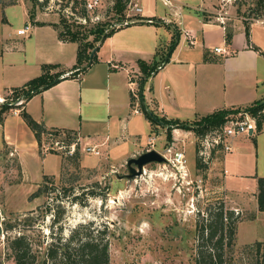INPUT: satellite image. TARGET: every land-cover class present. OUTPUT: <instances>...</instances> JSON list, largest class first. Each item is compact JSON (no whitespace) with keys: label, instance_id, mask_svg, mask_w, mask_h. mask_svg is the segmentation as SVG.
<instances>
[{"label":"crops","instance_id":"crops-1","mask_svg":"<svg viewBox=\"0 0 264 264\" xmlns=\"http://www.w3.org/2000/svg\"><path fill=\"white\" fill-rule=\"evenodd\" d=\"M136 2L140 4L139 0ZM17 5L23 6L24 21L14 27L6 11L16 9ZM203 7L206 10L214 8V0H177L175 7L169 8V14L178 19L172 23H167L171 19L165 15L146 16L143 11L134 15L133 22L117 29L100 44L97 61L82 75L65 78L26 100L17 107L19 112L4 114L0 121V145L11 152L15 150L23 165L25 156L35 157L43 166L48 156L57 155L60 166L59 153L39 155V142L21 114L26 110L48 129L77 131L82 148L86 145L99 149L107 146L108 153L103 160L111 159L113 151L118 153L113 157L112 167L147 150L148 141L144 144L136 141L140 133L135 132V118L130 109L133 107V86L138 88L142 74L139 61L151 63L155 58L161 47L160 44L157 46V26L162 22L170 25L167 26L170 44L175 39V25L181 33L169 62L162 60L152 74L156 78L172 64L176 67V76L168 73L165 76L167 82L160 83L157 89L156 85L148 84L149 80L145 86L144 100L149 97L158 108L157 114L168 119L192 120L225 108L244 107L264 98V26L258 22L249 23L248 38L245 22L233 17L228 22L233 31L232 42L228 44L227 25L223 27L209 15H204L200 10ZM31 14L25 2L0 3V96L39 76L26 73L41 69L44 63L58 64V69L53 71L64 72L62 77H65L77 61L78 43L59 38L54 25L56 18H44L40 11L34 13V18ZM146 18L154 22L143 20ZM156 21L159 24H154ZM28 24L31 25L29 33L18 34V29ZM144 40L150 49L142 48ZM215 47L224 51L217 52ZM147 52L154 53L146 58ZM18 79L23 80V84L14 85ZM174 130V133L182 132L181 135L185 132V137L190 134L183 129ZM254 134L238 136L234 139V149L212 162L213 167L227 170L224 176L228 190L226 198L244 216L238 223L237 236L244 230L251 235L250 240L240 244L264 240V210H260L258 201V178L264 177V132L251 143L250 136ZM83 135L90 137L87 143L82 140ZM125 141L130 143L124 151ZM252 144L254 152L250 153ZM103 160L83 158L88 167H96ZM233 168L237 172H233ZM253 228L262 229V232L253 235Z\"/></svg>","mask_w":264,"mask_h":264},{"label":"rangeland","instance_id":"rangeland-1","mask_svg":"<svg viewBox=\"0 0 264 264\" xmlns=\"http://www.w3.org/2000/svg\"><path fill=\"white\" fill-rule=\"evenodd\" d=\"M115 1L101 0L95 9L87 11L88 20L79 17L80 12L83 11V0H0V3L6 5L25 2L32 13L40 11L44 18L55 17L60 28L63 25L62 19H65L73 27L77 25L76 23H81V29L87 33L98 23H112L111 26L106 25L107 30L117 27L118 15L113 9ZM131 1L126 5L122 23L134 17L130 7ZM139 2L146 16L165 15L171 21H178L176 15L169 14V8L162 0H139ZM247 8L248 5L243 4L240 10L238 7V11L232 10L231 13L243 22L249 23L254 22L252 18L264 17L249 14L248 11V14H245ZM22 9V5H17L16 9L6 11L14 27L24 21ZM213 10L214 8H211L209 13L206 11L203 14L209 15ZM243 16L250 18L246 20ZM226 25L227 29L232 28L229 23ZM157 27L159 29L157 46L160 44L161 47L151 61L165 62L171 46L170 31L163 22ZM142 48L150 49L147 41L144 40ZM153 53L147 52L144 56L149 58ZM42 72V68L32 69L26 74L37 76ZM175 72L176 67L171 64L164 74L159 73L156 78L151 75L148 84L156 85L157 89L160 83L167 82L168 77L165 76L168 73L170 76H176ZM16 82L14 85L23 84L24 81L18 79ZM13 91L14 89L9 94L3 95L8 98L7 102H12ZM133 92L138 93L136 85L133 86ZM145 102L148 109L158 112V108L149 101V97ZM12 105L15 107L11 108L10 112L18 107L16 104L12 103ZM136 109L141 110L139 103L134 104L130 109V114L135 118L133 121L135 132L140 133L136 141L144 144L151 137H155V148L161 150L163 145L168 144L167 127L164 124L152 125L143 112L139 113ZM201 118L202 116L189 121L195 123ZM179 129L190 132L184 139L188 158L186 169L178 170L172 164L152 163L146 166L143 175L134 179L118 177L128 172L127 161L112 167L113 157L118 153L113 151L111 159L103 160L108 153L107 146L100 147L101 155H94L86 153L79 143V158L72 159L71 155L56 152L61 156L60 166L57 155L48 156L46 164L42 166L35 157L25 155H23L25 156L23 165L15 150L11 152L0 145V224L3 227V234L0 235V264H14L8 241L20 230H24L34 247L41 251V258L37 264H42L44 251L51 241L68 238L75 230H79L82 237L88 234L103 242L108 241L110 264H196L201 243L197 233L198 221L202 222L203 218L208 216L207 211L210 206L214 207L221 202L224 203L225 209L234 208L226 198L228 190L224 176L227 172L213 167L212 163L225 153L218 149L212 156L213 161L212 159L208 163L199 161L194 144L197 135L195 130L180 127ZM262 132L264 130L255 131L254 136H250L251 143ZM183 134L182 137H185V132ZM82 138L85 143L90 140L87 135H83ZM45 140L46 136H43L41 145L39 144L38 151L41 157L55 152L45 151L43 148ZM132 141H134L133 137ZM123 143L122 149L125 151L130 142ZM251 147L250 153H253V144ZM85 156L90 157V160L99 158L104 162L96 167H88L83 162ZM233 172L237 171L233 168ZM45 175L54 179L48 181L49 194L33 196L44 182ZM66 187L72 188L73 192L65 193ZM75 195H79L82 203L74 202ZM62 210L61 221L56 222L55 213ZM241 216L244 218L243 215ZM9 225H12V228H8ZM246 225L247 223L243 226ZM260 231L262 232V229L253 228L252 234L255 235ZM250 239L251 235L245 230L239 237L237 236L234 252L236 264H250V257L241 254L246 244H240L241 241Z\"/></svg>","mask_w":264,"mask_h":264},{"label":"trees","instance_id":"trees-1","mask_svg":"<svg viewBox=\"0 0 264 264\" xmlns=\"http://www.w3.org/2000/svg\"><path fill=\"white\" fill-rule=\"evenodd\" d=\"M77 1V0H76ZM130 0H116L114 4V11L118 15V22L122 23L124 20V10L126 5ZM244 5H248L245 14H255L256 16H264V0H244L239 5V10ZM248 11V13H247ZM80 18L88 20L87 10L85 7V0H83V11L79 14ZM34 18V13L31 14ZM149 18L143 19L148 20ZM63 20L62 28L54 23L58 30V36L63 41H72L78 43L77 61L72 69V72L65 77H62L64 72L53 71L58 69V64L55 63H44L42 65L43 72L39 76L29 80L22 87L15 88L13 91V100L18 97L23 96L26 100H29L36 93L45 90L54 84L60 82L65 78L79 77L82 75L92 63L97 61V53L100 44L109 36L114 34V32L124 27L121 25L119 27H112L109 30L106 29V25H112L110 22L98 23L91 27L88 32H84L81 27V23H76L75 27L67 20ZM144 22V21H143ZM43 24V22H38ZM154 24H159L156 21ZM174 24V23H173ZM175 25V24H174ZM247 37L250 36L249 22L245 21ZM170 27V25H167ZM175 39L171 43L168 56L165 62H169L170 57L177 44L179 43L180 30L178 26H174ZM90 36H93L90 38ZM233 38L232 29H227L226 31V41L231 44ZM250 40V39H249ZM96 48L95 54L91 59V52ZM257 48V47H255ZM258 49V48H257ZM160 62L158 60L148 63L144 60L139 61V66L141 68L142 74L138 80V96L140 100V107L143 114L148 118L152 125L164 124L168 131V144L173 140L172 130L174 128H184L187 130H195L197 135H204L208 131L216 128L225 123L228 116L232 113H236L240 110L248 111L253 117L257 119L258 129L257 131L264 130V98L259 99L247 106H240L236 108H225L222 110L215 111L211 114L202 116L199 121L191 123L189 120L180 119H168L161 116L154 111L148 109L146 102L144 100V90L146 82L153 72L157 69ZM135 96L132 95V104L134 105ZM15 105L6 102L0 104V121L3 120L4 114H7L11 108ZM21 114L29 125V127L35 133L36 139L41 145L43 136H47L50 132H60L65 133L72 142L78 137V133L72 129H48L46 126L37 121L30 113L26 110H22ZM197 150V149H196ZM198 155V153H197ZM80 151L79 146H76L75 152L71 155L72 159L79 158ZM199 161L200 158L197 157ZM54 179L49 175H45L44 182L40 184L38 190L33 196L38 195H48L49 190L48 181H53ZM96 184H99L96 182ZM66 187L65 193L73 192L72 188ZM96 194V193H93ZM74 202L82 203L79 195H75L73 198ZM258 201L260 210H264V177L258 178ZM235 209H225L224 203L221 202L218 205L210 206L208 208V216L203 218L202 222L198 221V237L201 240L199 244L198 257L196 259V264H236L235 259V244L237 240V222L241 221L243 218L240 211ZM63 214L62 211H57L55 213V221H61ZM30 219V218H26ZM8 228H12L9 225ZM79 230H75L71 233L68 238H58V240L51 241L44 251V256L42 259V264H110V247L109 242H103L101 240L95 239V237L85 234L83 237L80 235ZM8 246L11 250L12 256L14 258V264H37L41 258V251L36 249L30 240L28 234L24 230H20L16 235L9 238ZM241 254H247L250 259V264H264V240H257L252 243H248L242 248Z\"/></svg>","mask_w":264,"mask_h":264},{"label":"built area","instance_id":"built-area-1","mask_svg":"<svg viewBox=\"0 0 264 264\" xmlns=\"http://www.w3.org/2000/svg\"><path fill=\"white\" fill-rule=\"evenodd\" d=\"M244 0H214V10L210 12L209 16L222 25L226 27V24L236 15L231 13L232 10L238 11V7L241 2ZM101 2V0H85V7L87 11H91L96 8V6ZM162 2L168 8H174L177 0H162ZM131 10L134 12V15L141 13L143 11L142 6L138 2L130 3ZM202 12H206L204 7L200 9ZM177 14V13H176ZM250 17L243 16V19H249ZM85 20V19H83ZM254 22H258L259 24L264 26V17L252 18ZM147 21L154 22L153 19L149 18ZM133 22V19H126L123 23L116 24L117 27L121 25H126ZM172 23V21L168 20L167 23ZM31 29V25L28 24L25 27L18 29V34L25 35L28 34ZM187 35L189 32L186 33ZM190 43H193V40L189 37ZM217 52H223L224 50L220 47H215ZM135 96L134 104L137 105L140 100L138 93L133 92ZM6 97L0 96V104H4L7 102ZM25 102V98L23 96L18 97L17 99L10 102V104H16V107L22 105ZM141 108V107H140ZM136 111H138L136 109ZM14 113L19 112L17 108L13 110ZM139 113L142 110L138 111ZM176 129V128H175ZM258 123L257 119L253 117L248 111L240 110L236 113H232L228 116V119L224 124L220 125L217 128H214L208 131L206 134L196 135L194 139V144H196V151L198 153V157L203 162H209L213 157L214 152H217L218 149H221L223 153L231 152L234 149V139L238 136L249 134L250 130L253 132L257 131ZM175 131V130H174ZM185 138L177 131L173 135V140L170 144L163 145L160 151L167 159L170 160V164L174 165L178 170H185L188 163L187 154L184 148ZM155 137H151L148 141V146H150L147 150L156 149L155 148ZM79 136L72 142L69 141V138L65 133H56L50 132L46 136V140L44 141L43 148L45 151H55L62 153L64 155H73L76 149V146L79 145ZM83 150L86 153H92L94 155H101L102 152L97 146L86 145L83 147ZM214 159H212L213 161ZM146 172V168H145ZM225 172L227 170L225 169ZM237 212L238 209H235Z\"/></svg>","mask_w":264,"mask_h":264},{"label":"water","instance_id":"water-1","mask_svg":"<svg viewBox=\"0 0 264 264\" xmlns=\"http://www.w3.org/2000/svg\"><path fill=\"white\" fill-rule=\"evenodd\" d=\"M96 48L91 52L92 56L95 54ZM253 134V130H250L249 135ZM152 163L159 164H170V160L167 159L160 151L157 149H150L143 151L135 156L127 159L126 167L128 172L126 174L118 175L119 178L134 179L138 176H141L145 173V168L147 165ZM3 234V227L0 224V235Z\"/></svg>","mask_w":264,"mask_h":264}]
</instances>
